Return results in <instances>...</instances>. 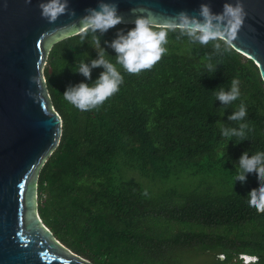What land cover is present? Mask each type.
Returning <instances> with one entry per match:
<instances>
[{
  "label": "trees",
  "instance_id": "16d2710c",
  "mask_svg": "<svg viewBox=\"0 0 264 264\" xmlns=\"http://www.w3.org/2000/svg\"><path fill=\"white\" fill-rule=\"evenodd\" d=\"M130 26L98 34L113 62L107 42L118 28ZM80 35L54 43L43 68L62 118L60 140L38 175L37 209L44 224L93 264H146L178 248L213 253V264H244L245 254L259 256L248 264H264V209L249 207L246 195L258 187L256 178L243 184L234 179L242 154L264 151V81L254 61L231 46L225 51L168 32L158 61L136 73L119 69L118 91L96 108L80 110L63 91L94 81L102 71L94 67L85 78L72 70L81 59L97 56L92 34L83 41ZM208 60L212 73L204 67ZM233 77L241 95L222 105L214 91L227 88ZM241 102L247 111L244 137L222 136L221 124L239 127L228 116ZM133 173L214 181L156 191Z\"/></svg>",
  "mask_w": 264,
  "mask_h": 264
},
{
  "label": "water",
  "instance_id": "95a60500",
  "mask_svg": "<svg viewBox=\"0 0 264 264\" xmlns=\"http://www.w3.org/2000/svg\"><path fill=\"white\" fill-rule=\"evenodd\" d=\"M126 23L133 8L165 27L180 10L197 14L202 0H115ZM220 11L224 0H207ZM40 0H0V264H93L64 245L37 209L41 166L57 146L62 118L43 73L51 46L81 32L79 17L97 0H69L50 22ZM245 16L230 46L254 61L264 81V0H242ZM74 10V14L72 13ZM250 259L252 256L243 255Z\"/></svg>",
  "mask_w": 264,
  "mask_h": 264
},
{
  "label": "clouds",
  "instance_id": "9594fccd",
  "mask_svg": "<svg viewBox=\"0 0 264 264\" xmlns=\"http://www.w3.org/2000/svg\"><path fill=\"white\" fill-rule=\"evenodd\" d=\"M68 3L69 0H40V14L50 22L55 21L61 14L69 11ZM131 11L142 14L134 16L130 27L118 28L114 38L107 42L114 52L115 62L107 58L98 35L118 24L126 23L115 0H97V6L89 7L85 14L79 17V25L82 26L80 39L83 41L86 35L92 34V44L97 48V56L90 62L81 59L72 70L81 73L85 78L90 77L94 67L101 66L102 71L92 82L82 80L65 88L64 99L76 108H96L118 91L123 81L119 69L136 73L150 68L166 52L168 32H177V39L181 36L187 37L189 42L199 45L209 42H212L215 48L223 45L224 50L228 51L245 16L242 0H224L220 11H214L207 0H202L197 14L180 10L169 18L166 28L161 29L150 11L143 8H133ZM71 14H74V10ZM204 67L209 73L215 71L214 64L209 60L205 62ZM214 95L222 105L231 104L241 95L238 78L233 77L227 88L219 87L214 91ZM246 115V106L241 102L228 116L229 120L239 122V127L221 124V135L243 138L247 128V124L243 122ZM249 176H255L258 187L247 192L248 206L258 210L264 209V151H257L251 156L245 152L239 158L235 183H246Z\"/></svg>",
  "mask_w": 264,
  "mask_h": 264
},
{
  "label": "rangeland",
  "instance_id": "374dc122",
  "mask_svg": "<svg viewBox=\"0 0 264 264\" xmlns=\"http://www.w3.org/2000/svg\"><path fill=\"white\" fill-rule=\"evenodd\" d=\"M131 176L147 186L155 189L156 191H161L165 188H169L171 186L184 187L189 184L191 181L194 182H205L206 185H211L214 179H205L202 177H197L193 180H187L185 178L177 180V179H153L152 177H143L139 173L131 174ZM171 251V252H170ZM241 258L246 260L247 262H255L257 258L251 257L250 259L243 257ZM213 260L210 255L201 254L200 251L191 248H178L175 250H168L165 255H162L159 258H155L146 264H209L210 261Z\"/></svg>",
  "mask_w": 264,
  "mask_h": 264
},
{
  "label": "flooded vegetation",
  "instance_id": "af4514ba",
  "mask_svg": "<svg viewBox=\"0 0 264 264\" xmlns=\"http://www.w3.org/2000/svg\"><path fill=\"white\" fill-rule=\"evenodd\" d=\"M209 254H210L211 257L214 255L213 253H209ZM209 254H207V255H209ZM218 256H220V257H222V258H225V256H224L223 254H218ZM252 257L257 258V261H255L254 263H256V262L259 261V256H252ZM212 258H213V257H212ZM243 262H244V264H245V263H246V264L249 263V262H247V261L244 260V259H243ZM209 264H213V260H211Z\"/></svg>",
  "mask_w": 264,
  "mask_h": 264
}]
</instances>
